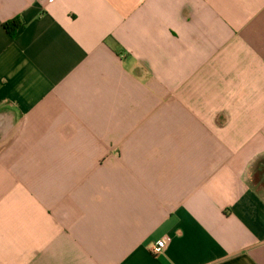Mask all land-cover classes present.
<instances>
[{"label":"crops","instance_id":"obj_1","mask_svg":"<svg viewBox=\"0 0 264 264\" xmlns=\"http://www.w3.org/2000/svg\"><path fill=\"white\" fill-rule=\"evenodd\" d=\"M0 264H264V0H0Z\"/></svg>","mask_w":264,"mask_h":264},{"label":"built area","instance_id":"obj_2","mask_svg":"<svg viewBox=\"0 0 264 264\" xmlns=\"http://www.w3.org/2000/svg\"><path fill=\"white\" fill-rule=\"evenodd\" d=\"M168 242H169L168 238H163V239L157 241L156 243H154L151 246V248H150L151 253L154 256L160 255L164 251V249L166 248Z\"/></svg>","mask_w":264,"mask_h":264},{"label":"trees","instance_id":"obj_3","mask_svg":"<svg viewBox=\"0 0 264 264\" xmlns=\"http://www.w3.org/2000/svg\"><path fill=\"white\" fill-rule=\"evenodd\" d=\"M21 26V21L19 19L12 20L10 22H7L4 24V29L8 34H10L12 37L16 35V32Z\"/></svg>","mask_w":264,"mask_h":264}]
</instances>
